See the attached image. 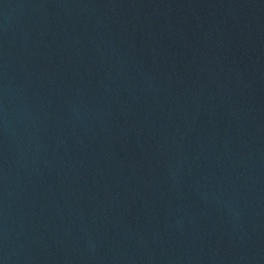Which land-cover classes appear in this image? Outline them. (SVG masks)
<instances>
[{
  "label": "water",
  "instance_id": "1",
  "mask_svg": "<svg viewBox=\"0 0 264 264\" xmlns=\"http://www.w3.org/2000/svg\"><path fill=\"white\" fill-rule=\"evenodd\" d=\"M0 264H264V0H0Z\"/></svg>",
  "mask_w": 264,
  "mask_h": 264
}]
</instances>
